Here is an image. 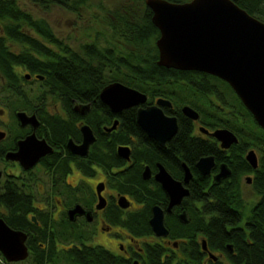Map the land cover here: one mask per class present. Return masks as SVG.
<instances>
[{
	"label": "trees",
	"instance_id": "1",
	"mask_svg": "<svg viewBox=\"0 0 264 264\" xmlns=\"http://www.w3.org/2000/svg\"><path fill=\"white\" fill-rule=\"evenodd\" d=\"M29 1L44 9L56 4L69 11H76L75 6L81 2V0ZM233 1L249 14L264 21V0ZM108 13L112 17L109 24L114 29L117 42L111 39L104 45L100 44L96 37L91 42L83 43L79 50H73L53 33L46 20L34 16L25 7L23 0H0V74L7 83H16V87L10 89L17 91L11 97L14 99L15 108L21 110L32 108L38 111L45 124L53 129L50 130L58 132L61 136L70 125L68 126L66 121H61L62 119L47 115L42 108L45 107L48 99L54 97L59 100L69 114L70 122L74 119L71 110L73 99L81 103L95 100V105L100 107L102 105L99 103L98 95L111 82L123 83L146 94L149 99L164 97L172 101L178 109L182 106L197 109L202 105L204 115L214 116L213 120L220 127H225L222 129H228L237 139L247 140L255 147L260 162L256 169L251 168L254 172L252 186L258 198L246 209L240 198L238 178L241 173L249 170V165L241 151L237 148L231 151L228 161L233 172L232 180L210 188L208 192L211 200L207 199L206 195L202 197L203 218L198 228H203L210 247L216 241L219 242L220 249L225 250L224 256L229 264H264V130L256 124L235 92L222 79L200 71L178 70L157 64L158 49L155 42L159 31L151 21L152 11L144 0H125L122 5L119 4ZM25 27L27 29H24ZM10 42L16 44L15 49L8 46L7 43ZM15 66L25 70V74H17L14 71ZM26 75H33L36 78L41 76L37 80L28 82V84L37 83V92L34 89L25 91L21 88L20 83L26 81ZM212 93H215L217 102L210 100L213 97ZM96 110L93 108L90 113L93 120L97 115L99 118L100 112ZM122 125V134L113 133L109 136L111 141L108 144L101 137L98 138L97 143L95 142L99 148L93 150V153H99L100 148L106 149V160L101 163H107L108 168L116 165V155H114L116 146L131 145L140 159L154 162L159 158L170 170L179 171L180 167L174 159L171 161L161 156L152 146L138 137L140 141L138 148H140L137 149L131 139L134 133L138 134L133 109L124 112ZM179 127L178 134L168 143L167 150L172 154L178 152L182 159L190 160L200 153L213 151L211 146L203 144L190 135L189 124L181 121ZM94 128L93 125L92 129ZM60 136L58 135L59 138ZM236 155L239 157H235ZM133 174H136L135 170L125 177L126 184L122 192H128L127 186H131L134 182ZM197 185L193 191L195 194H199ZM135 194L140 197L147 195L144 192ZM30 211L24 192H18L15 184L8 182L1 184L0 217L9 226L22 229L21 219ZM206 215H209L208 219L205 218ZM127 219L128 229L136 235L150 231L146 216H134L128 213ZM194 220L189 221L190 223L185 226L178 224L182 232L181 238L194 234L196 219ZM227 243L233 246V253L224 249ZM70 257L74 264H131L128 260L118 261L117 257L100 246L86 244L70 249L67 259ZM146 260L148 264L164 263L161 262L160 253L150 252ZM187 260L191 263L199 262V258L195 255L187 257ZM167 261L164 264H171V259ZM177 263L180 264L181 260ZM214 264H225V262L219 260Z\"/></svg>",
	"mask_w": 264,
	"mask_h": 264
},
{
	"label": "flooded vegetation",
	"instance_id": "2",
	"mask_svg": "<svg viewBox=\"0 0 264 264\" xmlns=\"http://www.w3.org/2000/svg\"><path fill=\"white\" fill-rule=\"evenodd\" d=\"M7 44L14 49L16 47L13 42ZM14 71L20 75L25 74V70L19 66H15ZM0 76L4 84V86H0V97H12L17 91L10 89L16 87V83H7L1 74ZM25 79L26 81L20 83L21 88L38 78L30 75V78ZM212 94L213 97L210 100L217 102L215 93ZM146 97L145 103L122 109L119 112H112L100 100L99 95L98 100L102 105L100 107L95 105V100L81 103L73 99L71 110L74 113V119L70 122L68 121L70 116L59 100L53 107L46 104L42 109L47 115L62 119L61 121H66L67 125L71 126L68 125L69 127L64 130L61 136L58 132L51 131L53 129L45 124L38 111L32 108L27 110L15 108L14 101L0 103V186L4 182L5 184L7 182L15 184L18 192L26 194L28 207L31 209L27 216L21 219L23 228H13L25 234L26 258L8 261L0 251V264H74L72 257L67 259L69 251L73 247H80L81 244L100 246L117 257L118 261L128 260L131 264H148L146 258L148 259L150 252L160 253L161 262L164 263L171 259V264H179L178 260H181L180 264H197L187 260V257L195 255L199 258L198 264H214L219 260L229 264L224 256L225 250L220 249L219 242L216 241L210 247L203 228H198L202 224L203 218L202 197L206 195V198L211 200L208 192L210 188H215L224 181L232 180L233 172L228 159L231 156V151L237 148L241 151L244 159L250 150H253L257 157V166L253 168L246 159L249 170L239 175L238 189L242 199L243 178L246 184L252 186L254 172L251 168L256 169L259 166L260 156L257 149L247 140L242 139L223 147L221 141L210 133L225 127H220L213 120L214 116L204 115L202 105L197 109L193 108L198 117L192 119L183 112V106L178 109L172 101L170 102L164 97L163 99L168 100L171 105H164L160 108L165 116L175 118L177 130L165 141L164 145H160L153 137L148 136L137 122L138 109L155 105L156 100L161 98L149 99L147 95ZM212 105L214 106V104ZM93 108L100 112L99 118L97 115L94 120L90 115ZM129 109L134 110V123L138 134L134 133L131 139L137 149L140 148H138V144H140L138 137L152 146L154 151L161 156L171 161L174 159L180 167L179 171L170 170L159 158L154 162L140 159L135 148L131 145L126 146L129 149L128 158L118 153L121 145H117L116 154H114L117 164L108 168L107 163H101L106 160L107 153L104 148H100L99 153H93V150L99 148L96 144L98 138L101 137L108 144L111 141L109 136L113 133H121L123 115ZM19 112H24L28 117L34 116L36 121L22 122L18 117ZM248 113L253 118L249 111ZM181 121L190 125L189 133L192 137L211 146L213 151L203 152L186 160L182 159L178 152L172 154L167 150L168 143L179 132ZM93 125L94 129H92ZM85 126L92 131L95 138L87 146L86 151L76 153L71 146L83 144L82 128ZM135 134L136 136H134ZM32 135L36 138V144L31 142L32 144L24 146L23 152L25 153H23L22 159L17 158L20 142ZM39 141H45L48 147L45 152L43 143ZM38 142L39 149L36 146ZM238 155L235 157L238 158ZM206 157H211L213 161L209 171L203 174L197 164ZM30 161L33 162L30 164ZM222 168L229 174L216 179ZM161 169L165 170L174 181L173 189L164 188L156 178ZM132 170L136 171V174L132 175L134 182L131 183V186H127L128 192L124 193L122 191L126 184L125 177ZM144 172H148L146 177ZM248 177L250 181H248ZM195 185L198 186L199 194L193 193ZM138 192H144L147 195L140 197L135 194ZM196 195L198 196L196 197ZM122 202L127 205L124 206ZM154 210L161 212L162 230L165 231V234H157L151 225V219L155 218ZM128 213L134 214V216H146L150 231L137 235L130 231L127 222ZM205 218L208 219L209 215H206ZM194 219H196L194 234L181 238L182 232L178 224L185 226ZM107 238L115 241L114 248L108 247L102 242ZM224 249L230 253H233L234 250L229 243L225 245Z\"/></svg>",
	"mask_w": 264,
	"mask_h": 264
},
{
	"label": "water",
	"instance_id": "3",
	"mask_svg": "<svg viewBox=\"0 0 264 264\" xmlns=\"http://www.w3.org/2000/svg\"><path fill=\"white\" fill-rule=\"evenodd\" d=\"M144 3L151 9V21L159 31L155 42L158 49L157 64L178 70L200 71L224 80L252 114L256 124L264 130V21L249 14L233 0H144ZM26 78H30V75H26ZM99 98L112 112H119L145 103L147 97L123 83L111 82L101 90ZM164 105L171 103L159 98L155 105L139 108L137 111L139 126L160 145H164L177 130L175 118L165 116L160 108ZM182 110L192 119L198 117L197 112L189 106H184ZM18 117L22 122L35 120L34 116L28 117L24 112H19ZM82 133L83 144L71 146L76 153L86 151L95 138L86 126L82 128ZM210 134L220 140L223 147L238 140L228 129H217ZM35 139L32 135L20 142L16 157L22 159L24 146L31 142L36 144ZM39 142L43 143L45 152L48 149L45 141ZM39 142L36 145L38 149ZM118 153L128 158L129 149L120 147ZM246 159L253 168L257 166L253 150L247 153ZM212 161L211 157L202 158L197 166L206 174ZM31 162L33 161L30 164ZM146 173L144 172L145 177ZM227 174L229 172L222 168L216 179ZM156 178L164 188L175 187L165 170L161 169ZM157 212L154 210L155 218L151 219V225L157 234H165L162 230L161 212ZM24 241L25 234L11 228L0 217V251L8 261L26 258Z\"/></svg>",
	"mask_w": 264,
	"mask_h": 264
},
{
	"label": "rangeland",
	"instance_id": "4",
	"mask_svg": "<svg viewBox=\"0 0 264 264\" xmlns=\"http://www.w3.org/2000/svg\"><path fill=\"white\" fill-rule=\"evenodd\" d=\"M125 0H81L77 4L76 11H69L59 5H51L48 9L34 5L29 0H23L25 7L37 18H43L47 21L53 33L64 41L71 49L79 50L85 42H91L97 37L100 44H107L109 40L116 41V35L113 33L110 19L112 18L108 11L122 5ZM113 30V31H112ZM118 38V37H117ZM119 39V38H118ZM119 41H121L119 39ZM117 42V41H116ZM0 86H4L0 76ZM28 91L34 89L37 92L38 85H23ZM1 96V92H0ZM14 99L0 97V103L13 101ZM58 100L54 97L48 99L47 105L53 107L57 105ZM242 204L247 209L258 198L253 186L248 185L242 180ZM108 247L114 248L113 239L102 240ZM117 247V245H116Z\"/></svg>",
	"mask_w": 264,
	"mask_h": 264
}]
</instances>
